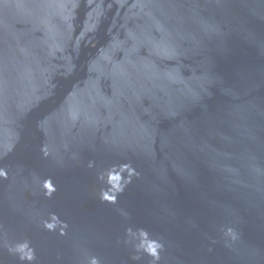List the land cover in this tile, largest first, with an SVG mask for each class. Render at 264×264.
Listing matches in <instances>:
<instances>
[{"label":"water","instance_id":"95a60500","mask_svg":"<svg viewBox=\"0 0 264 264\" xmlns=\"http://www.w3.org/2000/svg\"><path fill=\"white\" fill-rule=\"evenodd\" d=\"M0 264H264V0H0Z\"/></svg>","mask_w":264,"mask_h":264}]
</instances>
